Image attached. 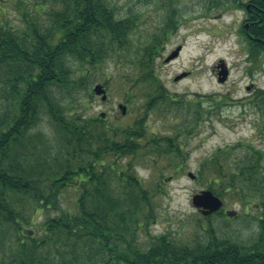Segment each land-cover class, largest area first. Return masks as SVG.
I'll list each match as a JSON object with an SVG mask.
<instances>
[{"label": "trees", "instance_id": "trees-1", "mask_svg": "<svg viewBox=\"0 0 264 264\" xmlns=\"http://www.w3.org/2000/svg\"><path fill=\"white\" fill-rule=\"evenodd\" d=\"M0 3L1 11L4 3L16 6L21 20L11 25L5 12L0 18V264H264L263 149L249 143L218 147L199 169L223 200L260 205L257 236L241 243L217 237L210 227L205 242L186 244L152 234L158 200L167 191L136 169L138 160L157 163L156 156L185 159L181 145L168 137L143 143L144 117L123 125L89 116L55 95V88L87 89L95 68L129 49L138 24L133 16L117 18L109 0ZM239 7L254 59L264 53V0ZM165 20L131 61L136 72L130 80L140 94L151 91L145 115L156 108L177 112L184 102L167 94L153 68L158 48L178 27L177 10L171 8ZM256 94L250 103L264 120V89ZM196 110V120L208 112ZM70 188L77 198L66 210L63 192Z\"/></svg>", "mask_w": 264, "mask_h": 264}, {"label": "rangeland", "instance_id": "rangeland-1", "mask_svg": "<svg viewBox=\"0 0 264 264\" xmlns=\"http://www.w3.org/2000/svg\"><path fill=\"white\" fill-rule=\"evenodd\" d=\"M109 1L115 7L117 18L133 16L138 21L130 34L129 49L111 56L95 68V81L87 89L55 88V95L63 104L74 109L83 108L89 116H102L123 125H135L144 117L147 135L143 143L150 137L153 139L149 140L162 143L163 138L168 137L175 145H181L185 159L173 153L175 156L171 158L156 156L157 163L136 160L139 175L148 183L164 184L167 191L158 200L152 234L167 233L186 244H201L210 237L208 230L211 227L219 238L251 242L258 233L256 218L262 213L258 203L244 204L226 199L223 214L211 213L209 219L192 204V196L208 189L206 177L200 178V164L218 147L249 143L264 150V120L250 103L257 96L256 92L264 89V53L255 60L249 54L246 31L250 26L244 23L246 12L239 7L246 0H223L218 9L206 6L211 0ZM3 6L0 18L5 12L10 24L20 25L16 6L5 3ZM171 8L177 10L179 24L158 48L153 68L167 94L184 102L179 105L180 111L156 108L145 115L151 91L140 94L139 86H134L130 77L136 70L131 61L162 28ZM175 51H178L177 56L169 59ZM221 61L225 68L218 67ZM225 69L228 74L220 82L219 76ZM183 73L187 75L177 80L176 77ZM96 84L105 87L108 96L105 101L94 92ZM188 99L193 103L188 104ZM120 105L126 106L125 114ZM198 107L208 112L196 120ZM189 172L195 175L194 179L188 176ZM76 198L74 189L65 190L62 207L71 209ZM227 212L234 215L229 217ZM52 215L56 213L52 212ZM146 239L141 233V241L145 243Z\"/></svg>", "mask_w": 264, "mask_h": 264}, {"label": "water", "instance_id": "water-1", "mask_svg": "<svg viewBox=\"0 0 264 264\" xmlns=\"http://www.w3.org/2000/svg\"><path fill=\"white\" fill-rule=\"evenodd\" d=\"M178 51L172 53L169 59L176 57ZM219 66L225 68V64L223 63V61H221V64H219L218 67ZM227 74L228 71L226 69L225 71L221 72V76H219V81L223 82L226 79ZM186 75L187 73H183L176 77V79H181ZM94 91L97 95H102L103 101L107 99V93L102 84H96L94 87ZM120 108L122 109V113L125 114L127 110L126 106L120 105ZM188 175L192 179L195 178V175L191 172H189ZM192 203L196 208L200 209L205 216L218 211L223 206V201L221 200V198L215 195L211 190H202L199 193L195 194L192 197ZM228 214L229 216H233L232 212H229Z\"/></svg>", "mask_w": 264, "mask_h": 264}]
</instances>
